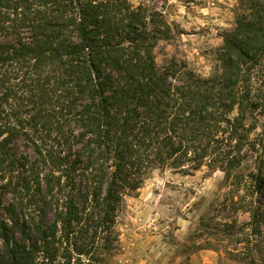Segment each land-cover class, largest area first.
I'll list each match as a JSON object with an SVG mask.
<instances>
[{
  "label": "trees",
  "instance_id": "1",
  "mask_svg": "<svg viewBox=\"0 0 264 264\" xmlns=\"http://www.w3.org/2000/svg\"><path fill=\"white\" fill-rule=\"evenodd\" d=\"M153 25L128 0H0V264H105L151 170L259 155L264 0H240L209 79L160 69Z\"/></svg>",
  "mask_w": 264,
  "mask_h": 264
},
{
  "label": "rangeland",
  "instance_id": "2",
  "mask_svg": "<svg viewBox=\"0 0 264 264\" xmlns=\"http://www.w3.org/2000/svg\"><path fill=\"white\" fill-rule=\"evenodd\" d=\"M128 1L165 32L154 50L160 69L176 61L203 79L217 73L240 0ZM254 122L251 139L260 153H250L229 179L208 167L190 174L151 170L140 191L124 200L105 264H264V191L250 179L264 155V115ZM234 175L246 181L237 185Z\"/></svg>",
  "mask_w": 264,
  "mask_h": 264
}]
</instances>
